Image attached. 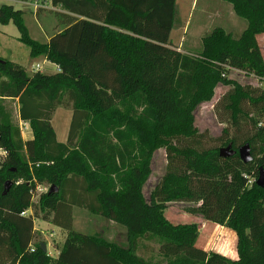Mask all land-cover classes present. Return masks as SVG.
I'll return each instance as SVG.
<instances>
[{
	"label": "trees",
	"instance_id": "1",
	"mask_svg": "<svg viewBox=\"0 0 264 264\" xmlns=\"http://www.w3.org/2000/svg\"><path fill=\"white\" fill-rule=\"evenodd\" d=\"M178 0H51L61 11L50 40L32 38L25 12L0 6V23H13L32 58L45 57L60 71L27 70L0 57V264H210L184 250L158 259L140 253L143 238L184 244L197 223H173L169 202L233 229L237 258L213 251L227 264H264V221L257 243L249 240L256 213L264 217V89L230 78L232 70L264 79V0H223L247 21L236 36L215 27L198 52L171 41L179 21ZM42 13L38 8L37 14ZM228 90L214 105L226 123L220 135L195 125L194 110L220 84ZM18 97L20 117L33 138L24 140L7 100ZM73 110L66 142L57 139L52 115ZM231 144L235 153L220 155ZM252 158L244 161L240 147ZM167 165L149 199L143 192L154 152ZM19 179L22 181L18 182ZM11 181L5 192V184ZM48 190L32 200L37 183ZM58 190L50 191L52 186ZM74 206L127 227L128 245L98 232L74 228ZM31 207L33 214L23 215ZM34 217L66 232L57 257L36 238ZM160 244V245H161Z\"/></svg>",
	"mask_w": 264,
	"mask_h": 264
},
{
	"label": "rangeland",
	"instance_id": "2",
	"mask_svg": "<svg viewBox=\"0 0 264 264\" xmlns=\"http://www.w3.org/2000/svg\"><path fill=\"white\" fill-rule=\"evenodd\" d=\"M42 1V0H41ZM46 1V0H45ZM8 3L5 0H0V6ZM193 0H179L178 1V18L183 22V25L187 27L188 33H185L184 36L186 40L184 42V49L191 52H198L202 48V35H206L212 31L215 27H222L227 32H231L232 34L239 36L242 31L247 26V21L241 17H239L234 9L232 4L223 0H197V5L195 4L192 7ZM227 6L231 12L233 13L234 18H236L237 22L231 23L229 20ZM205 6V9H204ZM224 14V15H223ZM222 15V16H221ZM47 20H53V14H47L45 16ZM27 21L31 27V20L29 16H27ZM233 25L232 28L230 25ZM51 26V24H49ZM1 26V25H0ZM14 29L15 33H18L17 27L15 25H11ZM179 28L181 26L177 25L175 30V35L173 38V42H176V38L180 35ZM33 35L37 37V34L33 31ZM38 38V37H37ZM41 38V37H39ZM259 40L262 39V36H258ZM24 50L28 51L26 46H23ZM40 63L42 65V72H49L51 66L49 64H42L43 59L38 58L37 61L34 62ZM34 64V65H35ZM29 72L37 70H30ZM230 78L234 79L242 84H253L256 85L257 80L249 74H246L244 71L240 70H232L230 73ZM228 90V85L220 84L215 89V95L211 100L204 101L199 104L194 110L195 114V125L199 130L209 129L210 133L214 136L220 135L223 127H225L226 123H222L218 120L214 105L219 100V98ZM10 108L12 109L13 121L20 126V120L18 116V103L14 99L7 100ZM72 112L66 107L60 108L57 112L56 125L60 132V129L63 128L64 125L68 127V123L71 122ZM21 128V127H20ZM25 128V126H24ZM167 165V156L164 148L157 149L152 157L151 167L152 172L149 176V179L144 184L143 192L147 199L150 197L151 190L153 187L159 182L161 176L165 172V168ZM22 180V179H21ZM37 185L44 186L45 190L37 191L34 199L36 202L39 200V197L42 192L48 190L49 185L46 183H37ZM189 203L183 201H172L169 202L165 208V215L167 218L173 223H197L199 232L197 234L188 233L185 235L184 244L181 246L173 245V244H161L156 239L143 238L141 241L139 251L146 256H149L152 260L158 259L162 257L164 253L174 254L181 250L186 251L189 254H194L200 257H205L209 259L210 264H227V262L223 259L215 257L212 252H225L231 255H234L232 258H237L238 254L236 251V246L231 242V238L227 234L220 233L218 229V225L210 223V226H200L202 216L198 214L190 213L186 210V205ZM74 228L77 230L85 231V232H100V234L114 239L116 242L128 245V230L127 227L123 224H120L116 221L109 220L104 218L101 215L91 213L85 208L77 207L74 209ZM261 213H256L253 224L249 229V240L252 244L257 243V238L260 230V223L264 220L262 219ZM204 219V218H203ZM264 219V218H263ZM36 225L40 228L42 224L47 231L45 236L47 239H53V237L57 236V239L61 236V232L63 234L64 230L59 227V225L51 222V221H42L41 218L36 219ZM212 224V225H211ZM229 228V227H228ZM231 229V228H229ZM234 236H236L233 229H231ZM60 232V234L58 233ZM58 233V235H57ZM232 243V244H231ZM161 244V245H160ZM231 249V250H230ZM223 254V253H222ZM225 255V254H224Z\"/></svg>",
	"mask_w": 264,
	"mask_h": 264
},
{
	"label": "crops",
	"instance_id": "3",
	"mask_svg": "<svg viewBox=\"0 0 264 264\" xmlns=\"http://www.w3.org/2000/svg\"><path fill=\"white\" fill-rule=\"evenodd\" d=\"M5 1L8 2V3H5V4L14 5L15 8L21 9V10H23L25 12L26 23L28 25V28H29V31H30V34H31L32 38H34L36 40H48L49 41L51 36L56 32L55 29H54L55 26L57 25L56 18L53 16V20L52 19L47 20V18L45 16L47 14H49L50 10L61 11L62 9L59 6L58 7H54L52 5L51 0H46V1L42 0L40 6H37V4L34 2V0H5ZM178 1H177V10H178ZM195 4L197 5V0H193L192 7ZM224 7H226L228 12H229L228 15H229V20L231 21V23L233 24V22H237L236 18H234V16H233V13L231 12V10L227 6H224ZM38 8H42V13L40 15L37 14ZM204 9H205V6H204ZM27 16H29V18L31 20V27H30V25H29V23L27 21ZM12 24L13 23H9V24L4 25V24L0 23V25H1L0 26V57H2L4 59H7V60H10V61H12L14 63H17V64L23 66L30 75H32L34 73V71H32V73H30L29 69H28L29 66H31L30 70L34 69V70H37V71H41L42 65L40 63H36V64L34 63L35 61L38 60V58H32L31 57L30 49L25 44H23L20 41V39H19L20 38L19 30L17 29L18 33H15L14 29L11 26ZM49 24H51V26ZM232 24L230 26L232 28H234ZM177 25L181 26V28H179V30H178L180 35L176 38L177 39L176 42H173V38H174V35H175L176 28L173 29V31L171 33V41H172L173 45L176 48H178V50H180L182 52L193 53V52L188 51V50L183 48L184 47V42L186 40V37L184 36V34L188 33V29H187L186 25L184 26L183 22L180 21V19H179ZM33 31L37 34L38 38L33 35ZM261 36H262V39L259 40V38H258V40H259V44H260L261 50H262V52L264 54V34H262ZM39 37H41V38H39ZM203 37H204V35L201 36V38H203ZM23 46H26V48H28V51L24 50ZM40 58L43 59V63L42 64H49L51 66V69H50L49 72H43V73L55 74V73L60 71V68L55 63H52V62L48 61L45 57H40ZM8 99H11V98H8ZM14 100H16L17 103H18V109L17 110H18V116H19V120H20V127H21V132H22L23 139L24 140L32 139L33 136H34L32 128L30 127L28 121L23 120L20 117V113H19L20 103H19L18 97L14 98ZM60 108H63V106H58L57 109L54 111V113L52 115V124H53V126L55 128L57 139L59 141L66 142L67 139H68V133H69L71 122L68 123V127L66 125H64L63 128L60 129V132H59L55 121H56V118H57V112L60 110ZM66 108L71 110L72 117H73V110L68 108V107H66ZM71 121H72V118H71ZM24 126H25V128H24ZM20 181H22V180L19 179L18 182H20ZM32 200L36 201L35 199H32ZM75 208H76V206H74V209ZM26 210H27V214H25V215L33 214V209L31 207L27 208ZM74 213H75V211H74ZM39 218L40 217H34V230L36 232L35 239L36 238L43 239L44 240L43 242H45L46 246H47V252L50 255H52L54 257H57L59 255V253H60V247L62 246V244L64 242V239L66 237V232L62 228L64 230V232H63V234L61 232V236L58 239H57V236L53 237V239H47L46 237H44L45 233L47 231V228H45L43 224H42L43 228H40V227H38L36 225V223H37L36 219H39ZM263 218L264 217H262L261 220H264ZM42 221L45 222L44 219H42ZM46 221H51V220H46ZM210 223L218 225V229H219L220 233L227 234L229 236V238H231V242L236 246L237 237L234 236L232 230L229 229L227 226L219 224V223H216V222H212V221H209V220H205L203 218L201 219L200 226L202 224H203L202 226H206V225L210 226ZM58 233L60 234V232H58ZM58 233H57V235H58ZM98 233H100V232H98ZM236 251H237V249H236ZM221 253H223L226 256L231 257V258L234 257V255H231V254H228V253H225V252H221ZM237 254H238V252H237Z\"/></svg>",
	"mask_w": 264,
	"mask_h": 264
},
{
	"label": "water",
	"instance_id": "4",
	"mask_svg": "<svg viewBox=\"0 0 264 264\" xmlns=\"http://www.w3.org/2000/svg\"><path fill=\"white\" fill-rule=\"evenodd\" d=\"M236 151L235 149L232 148L231 144H228L226 146H223L220 148V155L222 156H229V155H232L234 154ZM239 153H240V156L241 158L244 160V161H248L252 158L251 156V152H250V147L248 144L240 147L239 149ZM257 183L260 184V185H264V168H261L260 171H259V176L257 178ZM11 185V181H7L6 184H5V192L9 189ZM53 190H58V187L57 186H52L50 191H53ZM42 248L47 251V246H46V243L45 242H42Z\"/></svg>",
	"mask_w": 264,
	"mask_h": 264
},
{
	"label": "built area",
	"instance_id": "5",
	"mask_svg": "<svg viewBox=\"0 0 264 264\" xmlns=\"http://www.w3.org/2000/svg\"><path fill=\"white\" fill-rule=\"evenodd\" d=\"M34 2L37 4V6H40V4H41V0H34ZM256 80H257L256 84L264 89V79L261 81L258 79H256ZM7 154H8L7 149L4 147H0V159H3ZM39 190H41V191L45 190L44 186L36 185L35 189H32V192H33V198L32 199H34L37 191H39ZM22 214H24V215L27 214V210L22 211Z\"/></svg>",
	"mask_w": 264,
	"mask_h": 264
}]
</instances>
